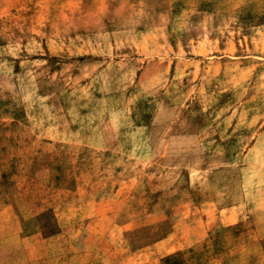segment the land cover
<instances>
[{
	"label": "rangeland",
	"instance_id": "obj_1",
	"mask_svg": "<svg viewBox=\"0 0 264 264\" xmlns=\"http://www.w3.org/2000/svg\"><path fill=\"white\" fill-rule=\"evenodd\" d=\"M26 263L264 264V0H0V264Z\"/></svg>",
	"mask_w": 264,
	"mask_h": 264
},
{
	"label": "crops",
	"instance_id": "obj_2",
	"mask_svg": "<svg viewBox=\"0 0 264 264\" xmlns=\"http://www.w3.org/2000/svg\"><path fill=\"white\" fill-rule=\"evenodd\" d=\"M255 49L256 50H262V47L260 46H258L257 44H255ZM60 232H59V230H57V231H55L53 234L51 233L50 234V237H52V236H56V235H58ZM92 251V250H91ZM97 251V249L95 250V252ZM77 253H79V255H81V256H88L89 254H92L88 249H87V247H85L84 249H82V251L81 252H76V251H74V254H77ZM72 255V254H71ZM70 255V256H71ZM27 264V263H26Z\"/></svg>",
	"mask_w": 264,
	"mask_h": 264
}]
</instances>
